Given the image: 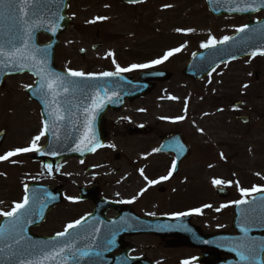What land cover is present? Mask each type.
<instances>
[{
  "label": "rangeland",
  "instance_id": "374dc122",
  "mask_svg": "<svg viewBox=\"0 0 264 264\" xmlns=\"http://www.w3.org/2000/svg\"><path fill=\"white\" fill-rule=\"evenodd\" d=\"M67 9L72 25L71 31L59 38L56 62L60 66L85 59L94 61L97 67L108 66L116 71V65L127 68L132 64L149 63L162 57L166 51L183 45L180 52L156 64L171 72L173 78L162 84L154 94L161 102L154 110V116L167 122L175 115L174 107L179 109L180 105L189 102L194 113L191 121H195L199 132L195 141L201 148L209 147L208 158L203 160L202 165L217 164L218 174L222 177H225L228 169L234 168L237 175L246 174L249 169L252 174L264 179V58H245L224 64L202 82L191 81L181 73L191 54L202 48V42H207L209 37L219 41L224 36H230L247 23L246 16L215 17L208 12L204 0H146L134 5L119 0H70ZM101 16L107 19H96ZM260 18L262 14L256 13L251 20ZM178 28L193 31L177 32ZM97 32L99 37H96ZM38 41L44 42L46 39L40 35ZM98 41L103 44L102 47L91 50V44ZM83 49L86 51L84 59L80 56V50ZM256 70L260 75L257 79L252 76ZM32 82L33 78L26 73L11 75L6 78L4 88L0 89V130L6 129L0 155L29 146L32 138L39 135L42 129L36 114L37 108L35 110L33 102L24 93V86ZM247 95H250V108L259 113L260 119L243 124L234 118L230 101L246 99ZM214 97L226 98L224 103H219L222 110L213 107ZM250 108H245L244 114L250 115L247 110ZM184 110L185 107L182 115ZM186 129L190 132L189 124ZM210 137L214 144L208 141ZM217 139L221 143H233L239 149L245 147L248 157L239 156L238 160L221 163L218 157L223 154L224 159L228 150L216 145ZM44 140V136L41 137L38 144L42 145ZM151 141L153 144V139ZM131 151L132 148L125 152ZM31 153H20L0 161V212L11 211L14 202L23 199V189L28 183L39 181L52 185L57 181L50 179L73 177L67 168L68 162L44 170L39 163L31 161ZM71 170L75 177L85 176L75 167ZM86 182V179L76 180L73 182L75 186L68 183L64 190L65 199L32 232L49 236L64 230L74 216L73 203L67 197H72L77 185Z\"/></svg>",
  "mask_w": 264,
  "mask_h": 264
},
{
  "label": "flooded vegetation",
  "instance_id": "af4514ba",
  "mask_svg": "<svg viewBox=\"0 0 264 264\" xmlns=\"http://www.w3.org/2000/svg\"><path fill=\"white\" fill-rule=\"evenodd\" d=\"M40 35L46 41L48 40L45 34ZM99 36V32H97L96 37ZM55 52L56 61L57 49ZM85 53L84 49L80 50L82 59H84ZM57 66L61 70L72 69L85 73L115 72L108 66L97 67L94 61L85 59L75 61L72 65L63 63L60 66L57 63ZM149 69L159 70V67L153 65L123 73L131 75L135 80L139 73ZM172 77L171 74L170 80ZM164 83L167 81L156 82L150 93L124 101L123 107L118 111L109 109L104 116L107 136L104 144L99 150L88 154L84 159L67 158L66 162L69 163L67 168L73 177L50 179L57 181L52 186L60 187L64 200V190L68 183L75 186L74 181L87 180L85 184L77 185L76 192L72 195L74 198L71 200L74 209L72 221L90 215L98 206V202L102 203L103 219L106 221L112 222L117 217L123 216L119 219L124 225L123 228L117 229V232L109 234L105 238V240L112 241V244L105 257L106 260L99 264H264V250H259L255 257H251L248 255L247 249L241 247V245L250 243L258 249L260 246H264V230L255 232L251 236L255 237L248 238V233L244 229L252 227L254 222L241 221L235 226L233 225L235 210L238 206L233 202L236 200L246 201L255 193L261 192L242 196L240 188L251 189L254 185L264 188V179L252 174L249 169L246 170V174L237 175L234 168L228 169L226 176L220 178L217 164L202 165L203 160L208 157L209 147L201 148L195 141V136L199 132L195 127V121H191L194 113L190 109V103L185 102L180 105L179 109L174 107L175 115L167 122H164L163 118L159 116H154V110L161 103L157 97H154V94ZM249 98L250 95H247L246 100L241 99L243 102L239 108L243 111L245 108H250ZM225 99L223 97L212 98L213 107L222 110L223 107L219 103H224ZM32 102L37 107L39 114V107L34 101ZM86 104L89 111L88 120L94 122V115L90 113L93 109V101H88ZM183 107L185 110L182 115ZM247 110L250 111L248 122H256L260 119L257 112L252 109ZM176 117H183V119L176 120ZM188 124L190 132L186 129ZM140 126H145L150 131L141 134L129 133L131 127ZM173 132L179 133L186 144L184 149L179 150V152L182 151V156L174 169H172V161H176L175 154L153 152V149L159 148L162 137L166 133ZM208 141H212V138L210 137ZM216 141L218 142L216 145L228 150L227 158L223 159L221 155L218 157L221 163L238 160L239 156L248 157V150L245 147L239 149L233 143H221L219 139ZM131 142L135 146L132 147ZM130 148H132L130 153L125 152ZM74 167L79 169V172L82 171L85 176L75 177L71 170ZM141 169L149 180H158L161 176H167L169 170H172V175L167 180L149 185L141 175ZM214 179L223 181L221 184L228 190L225 197L218 194L216 190L218 184L213 183ZM142 188L145 189L143 193L140 192ZM133 197L136 199L132 200ZM127 201L132 202L128 203ZM204 205H210V207L205 208ZM221 205H227V207L221 208ZM196 208L201 209L200 213L192 211ZM217 209L220 210L217 211ZM242 210L243 213L248 212L245 206ZM175 212L189 214L173 216L172 213ZM150 213H155V215H150ZM158 216L179 217L187 219V222L180 221L178 223V227L184 226V228L145 231L138 224L152 221ZM191 224L195 228L190 226ZM196 231L205 235L224 234L221 235L223 239L218 241L215 246H208V244H202L203 240H199L201 235ZM181 233H186V235L181 236ZM235 235L239 238L234 239L232 247L227 246L226 241H222ZM241 252H244L247 258H242Z\"/></svg>",
  "mask_w": 264,
  "mask_h": 264
},
{
  "label": "water",
  "instance_id": "95a60500",
  "mask_svg": "<svg viewBox=\"0 0 264 264\" xmlns=\"http://www.w3.org/2000/svg\"><path fill=\"white\" fill-rule=\"evenodd\" d=\"M128 1V0H122ZM210 13L215 16L222 14H238L247 15L250 19L255 12L263 11L264 7L260 6L257 0L254 6L256 10L236 11V8L245 7L250 0H205ZM68 0H33V3L24 6V12L21 13L20 5L16 3L14 8L0 5V43H4L6 50H11V45L7 43L10 37L19 32L22 27V19L29 23L36 22L42 26L33 29V40L31 43L44 51L46 54V64L38 67H32L31 61L29 66L21 68L18 66L20 54L18 53L11 60L9 66L0 64V86L9 74H20L28 72L35 76L34 86L27 89L26 92L30 98H34L39 106H41V117L47 122L49 127L45 130L46 142L41 150L31 155L32 160L41 161L43 166H54L57 162L67 157H84L88 153L97 150L104 142L105 127L103 125L104 113L111 108L118 110L122 106L125 98H136L150 92L153 87L151 80H166L169 75L166 73H141V80L137 83L131 81L130 77L121 74L111 77L95 76V77H73L68 73L60 72L53 63L54 50L58 44L57 38L64 29L69 26V19L65 15ZM63 17V19H60ZM54 25V30L52 26ZM248 28L243 32H236L231 39L225 43L216 44L215 47L205 48L200 52L194 53L191 61L187 64L184 74L193 78H202L208 74L216 66L224 62L242 58L245 56H253L264 52V18L259 21L251 22ZM40 32H44L50 36L48 44H40L37 42V36ZM99 45V44H98ZM19 47V42H16ZM97 46L95 44L93 49ZM39 59L41 54L35 53ZM0 59H4L0 57ZM17 66H12V65ZM43 69L46 73H54L63 77L67 83L64 85L68 91H64L63 87H56L58 95L55 98L49 93L47 81L44 82V88L41 91V76L37 75L39 70ZM255 76H258L257 73ZM54 79L55 77H49ZM115 93V95H113ZM99 98V99H97ZM47 100V103L45 102ZM93 101L99 104V107L92 109L90 113L94 115V122H90L87 102ZM63 116L62 120H57L56 114ZM53 113V115H49ZM246 120V119H245ZM135 132L146 131L145 128H136ZM5 130L0 131V145L2 144ZM177 136H165L161 147V151L171 150L177 152L178 148L173 144L176 143ZM87 144V147L81 145V141ZM91 141V143H88ZM177 144V143H176ZM79 146V150H76ZM56 152V155H52ZM27 194L29 203L25 209L20 210L18 215L23 217L22 227L14 226L13 217H3L0 219V264H99L105 261L111 243L105 240L107 235L117 232V229L123 228L124 225L119 221L120 217L112 222L103 219L102 203H97L98 207L93 214L85 218L75 228L70 229L64 237H43L35 236L31 233V227H37L46 217V213L54 206L60 203L61 192L52 190L48 186L33 183L27 186ZM247 206V213H240L239 208L236 210V218L234 223L244 220L249 222L255 221L252 227L247 229L248 238L253 233L264 230V194L256 196L250 201L244 203ZM97 221V222H96ZM179 220L175 218H155L152 221L138 223L142 226V230H166L177 229ZM178 228H184L178 227ZM194 235V233H191ZM185 236L186 233H181ZM239 238V237H236ZM205 239V238H204ZM234 239V238H225ZM199 240H203L200 239ZM205 240L217 241L216 238L207 237ZM206 242V241H203ZM234 242V241H233ZM231 242L227 246L233 245ZM71 244V250L65 249L63 253L56 256L55 259H45V254L56 252L65 244ZM201 243V242H200ZM75 252L73 256L70 253ZM80 252H87V256H80Z\"/></svg>",
  "mask_w": 264,
  "mask_h": 264
},
{
  "label": "snow or ice",
  "instance_id": "6c2138e0",
  "mask_svg": "<svg viewBox=\"0 0 264 264\" xmlns=\"http://www.w3.org/2000/svg\"><path fill=\"white\" fill-rule=\"evenodd\" d=\"M129 3H137V2H142V0H128ZM260 2V6L264 7V0H259ZM16 3H18L20 5V12L23 13L24 12V6L33 3V0H0V5L9 7V8H14ZM257 3V0H250V3L247 4L245 7H239L236 8V11H247V10H256V8L254 7ZM107 7V5H106ZM164 7H171V5H164ZM60 19H63V17H60ZM97 20H104L107 19V17H97ZM22 25H27V27H22L21 30L15 34H13L10 39L7 41V43L9 45H11V50H6L5 44L4 43H0V57H3L4 59H0V64L5 65L6 67L9 66L10 62L12 59H14L16 57V55L19 53L20 54V61H18V66L21 68L24 67H28V61H31V66L32 67H38L42 64H46L47 60H46V54L44 53L43 50L37 48L35 46V44L31 43V41L33 40V36H32V32L33 29L39 26H42L36 22H32L29 23V21L27 20H23L22 19ZM90 22H94V21H90ZM248 28V25H243L241 27H238L236 29L237 32H243L245 31V29ZM50 30H54V25L52 26V29ZM177 32L180 31H187V32H191L193 31L192 29H176ZM231 39V37L229 36H224L221 40L217 41L215 40V38L213 37H209V39L207 40V42H202L201 43V47L202 48H210V47H215L217 43H225L227 41H229ZM16 42H19V47L16 46ZM183 47V45H181V47H177V48H173L170 49L168 51H166L162 57L152 60L149 63H145V64H132L130 65V67L127 68H122L119 65H116V71L115 72H102V73H85L83 71H75L72 69H67V72L70 76L73 77H80V78H84V77H95V76H103V77H111V76H117L119 75L121 72H129L132 69H137V68H148L151 67L153 65L159 64L164 60H167L170 56H172L174 53H178L181 51V48ZM35 53H40L41 56L38 59ZM257 53L253 52L252 55L255 56ZM260 54H264V52H261ZM109 55H112L111 53H109ZM113 63H115V61H113ZM12 66H17V65H12ZM37 75L41 76V85H40V89L41 91L44 88V82L47 81V88L49 93L52 94V96L55 98L56 95H58V93L56 92V87H63L64 91H68V89L66 87H64V85L67 83V81L64 80L63 77H60L57 74L54 73H46L43 71V69L39 70L37 72ZM55 77L54 79H50L49 77ZM25 88H31V85H25ZM245 87H247V85H245ZM115 95V93L113 94ZM99 99V98H97ZM47 103V100L45 101ZM99 107L98 103L93 104V109H96ZM85 111H88V109H86ZM49 115H53V113H49ZM56 118L57 120H62L64 117L60 116L58 114V110H57V114H56ZM176 120H181L183 119V117H176ZM49 127L47 122H44V127L40 130L39 135H36L32 138V141L30 143L29 146L27 147H18L15 148L14 150L8 151L6 152L4 155H0V161L2 160H7L9 157L15 156L17 154L20 153H28V152H38L41 150V146L38 144V141H40L41 137L45 136V130ZM88 143H91V141H88ZM81 145L84 147H87V144L84 143V141H81ZM76 150H79V146ZM159 151V149H153V152ZM52 155H56V152H52ZM221 158H223V154H221ZM176 166V161L173 160L172 161V169H174ZM46 167H51V165H47ZM140 173L142 176H144V172L143 169L140 170ZM172 175V170H169L168 175L167 176H161L159 177L158 180H149L146 176H144V179L147 180V183L149 185H155L157 183H159L160 181L163 180H167L170 176ZM214 184H221L223 183V181L219 180V179H214L213 180ZM230 183V182H229ZM145 191V189H141L140 192L143 193ZM258 191H264V188L258 187V186H253L251 189H247V188H240V192L242 196H248L251 195L254 192H258ZM67 199L69 200H73V197H67ZM136 197H133L132 200H135ZM128 203H131L132 201H127ZM246 201L244 200H236L233 203L235 204H242L245 203ZM29 203V197L27 194V185H25V195L23 197V199L20 202H14L13 207L11 208V211L8 212H0V215L2 216H7V217H13L14 218V226L15 227H22L23 224V217L18 215V213L20 212V210L25 209L26 206ZM203 207L208 208L210 207V205H204ZM223 207H227V205H221V208ZM220 209H217V211H219ZM193 212L195 213H200L201 209L196 208V209H192ZM189 213L187 212H175L172 213L173 216H186ZM150 215H155V213H150ZM84 219V217H81L78 220H75L73 222L68 223L67 225H65L64 230L57 232L55 234L56 237H64L70 229L75 228L77 225H79L81 223V221ZM245 232H247V228L244 229ZM108 243H111V241H108ZM241 247H244L247 249L248 251V255L251 257H255V255L257 254V252L259 250H264V246H260V248L258 249L254 244H245V245H241ZM69 249L71 250L72 245L69 244H65L63 247L59 248L58 251L56 252H49L45 254V259H55L57 255H59L60 253H63L65 251V249ZM71 255L75 256L76 253L75 252H71ZM80 256H87L88 253L87 252H80L79 253ZM242 258H247L245 256L244 252L240 253ZM61 264H63V260H61Z\"/></svg>",
  "mask_w": 264,
  "mask_h": 264
}]
</instances>
